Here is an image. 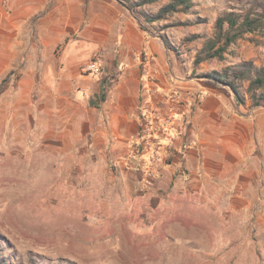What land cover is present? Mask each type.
<instances>
[{
	"label": "rangeland",
	"instance_id": "obj_1",
	"mask_svg": "<svg viewBox=\"0 0 264 264\" xmlns=\"http://www.w3.org/2000/svg\"><path fill=\"white\" fill-rule=\"evenodd\" d=\"M169 1L142 4L136 16L146 32L167 40L180 68L176 77L190 80L183 97L195 100L193 116L212 86L207 74L246 60L264 67V0H192L188 11L147 21ZM229 12L260 26L209 57L207 46L224 42L216 20ZM46 43L43 54L36 41H0V52L13 47L0 56V256L12 264H32L31 257L37 264H264L261 200L254 196L250 208L236 201V215L223 217L230 211L205 207L196 183H165L153 168H132L136 140L124 154L132 168L127 173L124 160L106 151L105 139L88 131L101 127V88L89 99L57 91V49ZM238 86L245 97L239 112H264V105H254L248 81ZM161 134L151 165L159 150H168ZM162 160L171 162L169 155Z\"/></svg>",
	"mask_w": 264,
	"mask_h": 264
},
{
	"label": "crops",
	"instance_id": "obj_2",
	"mask_svg": "<svg viewBox=\"0 0 264 264\" xmlns=\"http://www.w3.org/2000/svg\"><path fill=\"white\" fill-rule=\"evenodd\" d=\"M13 40L36 41L43 54L51 42L57 49L59 92L77 91V97L89 99L100 91L103 79L109 80L97 115L101 127L88 131L105 139L106 151L124 160L127 173L132 168L124 154L138 137L141 107L145 102L164 106L162 115L172 119L168 127L181 131L168 150L157 152L160 158L152 165L148 160L153 146L143 152L148 161L141 165L143 171L153 168L158 178L163 173L165 183H196L199 201L217 211L228 209L227 216L222 215L226 218L239 210L234 202H246L242 208H250L255 196L264 219V112L240 113L244 106L234 94L229 96L225 86L213 81L193 116L179 106L171 108L169 94L178 90L183 96L190 80L176 77L180 68L173 54L162 39L141 27L135 11L121 0L0 2V41ZM11 48L5 46L6 51ZM6 51L0 56H9ZM93 58L101 70L86 74L83 66ZM152 82L156 92L150 95ZM168 155L170 163L162 160Z\"/></svg>",
	"mask_w": 264,
	"mask_h": 264
},
{
	"label": "trees",
	"instance_id": "obj_3",
	"mask_svg": "<svg viewBox=\"0 0 264 264\" xmlns=\"http://www.w3.org/2000/svg\"><path fill=\"white\" fill-rule=\"evenodd\" d=\"M155 0H142L140 3H136L133 0H121V2L126 5L129 9H132L133 11H138L142 4L154 2ZM194 6V2L192 0H170L166 4L162 5L158 12L154 15H146L147 21L154 22L158 19L163 18L165 15L174 13L176 11H179L180 9H183L185 11H188ZM225 23H228V29L226 31H223V26ZM216 24L218 27V36L220 40H224L222 46H218V48L215 49L216 43L209 44L207 46L209 57H214L220 55L222 51L225 50V48L232 42H234L236 39H238L240 36H242L244 33L248 31H253L257 27L260 26L258 23V20L256 18H250L249 15H245L242 19V21H239V17H236L233 12L226 13L225 15L219 16L216 20ZM164 44L168 50L169 44L167 40H164ZM207 79L222 85L229 87L231 91L234 94V97L239 105H245V97L241 95L240 88L238 86V81H248V90L250 91V96L254 100V105L261 106L264 105V67H256L252 61L246 60L241 62L237 66L228 67L220 72H213L210 74H207ZM101 86V92L99 96L102 100L106 97V87L107 82L106 80L102 81ZM141 107V106H140ZM145 113V107H141V113H140V128L138 132V137L136 140H142V118L143 114ZM166 124V122H164ZM148 145V144H147ZM153 146V150L155 151L154 144H149ZM148 149V148H147ZM146 150L145 147L140 145V147L136 148L134 152L136 153V156L134 157V161H130L132 165V168H134L136 171L141 170L144 168L141 167L142 163L139 162L138 157L140 154L144 155V151ZM149 151V149H148ZM30 261L32 264H37L36 260L32 257L30 258ZM0 264H12L9 263L0 256Z\"/></svg>",
	"mask_w": 264,
	"mask_h": 264
},
{
	"label": "built area",
	"instance_id": "obj_4",
	"mask_svg": "<svg viewBox=\"0 0 264 264\" xmlns=\"http://www.w3.org/2000/svg\"><path fill=\"white\" fill-rule=\"evenodd\" d=\"M9 1L10 0H0L1 4L5 6L9 4ZM100 70H101V65L99 63V60L95 58L89 60L83 66V71L85 73L97 74L100 72ZM152 85L153 86H151L152 88L150 90V95H153L156 92V87L153 82H152ZM167 99H168V103L170 104L171 108H175L179 106L182 108L183 112H186V113H188L190 109H192L193 106H195V103H196L194 99L191 100V99L184 98L182 94L180 93V91L178 90H173L169 94ZM144 107H145V113L143 114V118H142L143 126L141 130L142 140H139V141L136 140L137 142H135L134 149L140 147V145L142 144L143 147L151 150V145L147 146V144L148 143L153 144L156 137H158V135L161 134L160 133L161 128L165 130H168L169 128L171 129V131L170 129L168 130V132L170 131L169 133L166 132L167 135L165 134V136H167L166 138L169 141L168 142L169 144L167 145L172 146L173 139L176 137V134L181 130L175 127V125H173L172 127L167 126V124L170 125V123L172 122V119L169 120V118L164 117L159 111L158 105L152 107L150 103L145 102ZM164 122H166V124H164ZM161 145L162 144H159V146Z\"/></svg>",
	"mask_w": 264,
	"mask_h": 264
}]
</instances>
